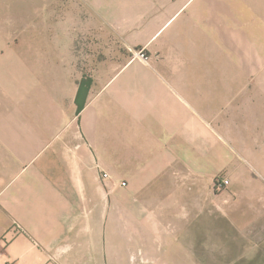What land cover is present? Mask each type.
<instances>
[{
    "label": "crops",
    "instance_id": "obj_1",
    "mask_svg": "<svg viewBox=\"0 0 264 264\" xmlns=\"http://www.w3.org/2000/svg\"><path fill=\"white\" fill-rule=\"evenodd\" d=\"M259 154L264 0H0V264H122L199 209L257 233Z\"/></svg>",
    "mask_w": 264,
    "mask_h": 264
},
{
    "label": "rangeland",
    "instance_id": "obj_2",
    "mask_svg": "<svg viewBox=\"0 0 264 264\" xmlns=\"http://www.w3.org/2000/svg\"><path fill=\"white\" fill-rule=\"evenodd\" d=\"M235 198L226 197V210L233 207ZM196 213L194 225L187 233H181L180 226L172 219L161 218V233H157L161 235V240L155 243L158 247L155 252L150 250L152 244H141V234L128 233L127 230L125 236L132 241L131 249L116 247L113 256L121 258L122 264H141L142 252L145 253L143 258L155 255L150 258L155 264H264V197L256 213L257 233L254 232L253 223H249L250 219L243 218L241 213L240 218L235 219L227 213L226 216L211 218L208 225L199 216L201 209L195 210ZM120 228L115 227V246L119 245L122 237V234H117ZM125 228L129 229L128 226Z\"/></svg>",
    "mask_w": 264,
    "mask_h": 264
},
{
    "label": "built area",
    "instance_id": "obj_3",
    "mask_svg": "<svg viewBox=\"0 0 264 264\" xmlns=\"http://www.w3.org/2000/svg\"><path fill=\"white\" fill-rule=\"evenodd\" d=\"M136 54H137L138 57H141L145 61L149 59V55L146 53V51L144 49H141V50L137 51ZM107 176H108V174L105 173L104 177H107ZM122 184L126 185V182H123ZM214 185H215V188L218 191H222V190L226 189L230 185V179L227 178V177H224V176H218L215 179V184Z\"/></svg>",
    "mask_w": 264,
    "mask_h": 264
}]
</instances>
